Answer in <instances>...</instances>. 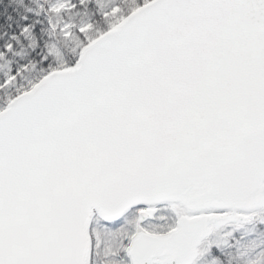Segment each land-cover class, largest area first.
<instances>
[{"label":"snow or ice","instance_id":"obj_1","mask_svg":"<svg viewBox=\"0 0 264 264\" xmlns=\"http://www.w3.org/2000/svg\"><path fill=\"white\" fill-rule=\"evenodd\" d=\"M0 264H264V0H0Z\"/></svg>","mask_w":264,"mask_h":264}]
</instances>
